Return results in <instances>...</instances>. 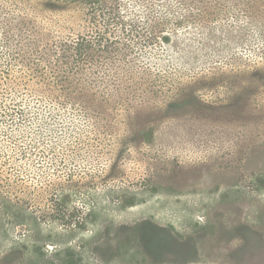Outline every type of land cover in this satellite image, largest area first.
Returning a JSON list of instances; mask_svg holds the SVG:
<instances>
[{
    "label": "rangeland",
    "instance_id": "1",
    "mask_svg": "<svg viewBox=\"0 0 264 264\" xmlns=\"http://www.w3.org/2000/svg\"><path fill=\"white\" fill-rule=\"evenodd\" d=\"M152 2L169 41L132 36L149 13L123 0L126 51L56 91L9 53L36 55L19 28L76 38L73 12L0 0V82L28 84L23 120L0 106V264H264V0Z\"/></svg>",
    "mask_w": 264,
    "mask_h": 264
},
{
    "label": "trees",
    "instance_id": "2",
    "mask_svg": "<svg viewBox=\"0 0 264 264\" xmlns=\"http://www.w3.org/2000/svg\"><path fill=\"white\" fill-rule=\"evenodd\" d=\"M21 2L27 0H20ZM40 7V14H51L57 12L72 11L75 24L70 27V31H78L76 38H67L62 42L47 41L45 35L40 34L36 30V26L25 28L31 33L33 37L27 39L23 36L20 28L16 37H20L16 43H27L25 46L30 47V53L36 51V55L25 54L26 51L17 52L18 50L11 49L9 57L12 60L21 62L20 66L28 72H33L36 76L33 84L34 87L41 89H53L56 91H64L66 84L78 85L87 88L86 72L91 65L94 64V59L101 58H117L120 57L122 51H126L124 40L120 37L129 36L124 32H117L115 26L125 27L126 23L122 15L123 0H34ZM149 13L151 24L148 26V33L139 30L136 24H133L131 34L135 35L137 39L148 43L158 39L167 42L170 40L169 36L159 37L163 34L168 26L167 21H156L152 18V0H140ZM4 20V19H1ZM8 20V19H6ZM9 22V21H8ZM12 25L6 23L3 37L1 40L6 44V47L13 42L14 32ZM24 30V31H25ZM28 33V34H29ZM39 39H41L39 41ZM38 40V41H36ZM36 42L44 43L48 46L45 49L38 50ZM21 50V48L19 49ZM53 51V52H52ZM55 53V54H53ZM1 54V53H0ZM105 54V55H104ZM22 57L18 59V57ZM10 68V66H9ZM10 71V70H6ZM7 73V80L0 82V91L4 94L0 97V106L3 111L2 116L5 118H13L19 115L23 120L24 110L18 109L17 101L18 89L28 87V84H23L10 78ZM50 75L52 78H48ZM9 81V82H8ZM24 85V86H23ZM50 91V90H49ZM72 102H80L84 108L91 109V105L84 97H71ZM12 126L17 127L19 132L22 125L17 123L15 119L12 121ZM14 129V128H13ZM15 132L8 133L7 138L10 141L15 140ZM16 145V144H15ZM25 149V148H24ZM23 149V150H24ZM22 156L25 157L26 151H23ZM8 187L4 181H0V194L2 190Z\"/></svg>",
    "mask_w": 264,
    "mask_h": 264
}]
</instances>
